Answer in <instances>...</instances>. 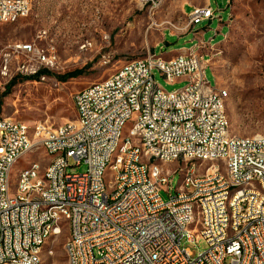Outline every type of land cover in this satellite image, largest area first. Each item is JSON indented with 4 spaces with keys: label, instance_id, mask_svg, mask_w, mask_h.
Listing matches in <instances>:
<instances>
[{
    "label": "built area",
    "instance_id": "2783aa9c",
    "mask_svg": "<svg viewBox=\"0 0 264 264\" xmlns=\"http://www.w3.org/2000/svg\"><path fill=\"white\" fill-rule=\"evenodd\" d=\"M139 2L154 10V0ZM31 9L32 0H0V24L15 15L28 17ZM189 17L194 29L215 12L195 6ZM200 46L191 49V57L177 55L171 63L149 59V52L123 63L74 95V121L31 126L0 116V264H37L33 249L43 232L39 222L59 232L55 218L66 216H74L73 237L66 242L77 243L67 264H264V167H256L251 155V144L260 143V137L231 134L228 116L221 114L228 90L208 81L209 65ZM11 49L0 50L2 78L10 76L20 54L33 74L55 64L33 43H15ZM170 67H178L177 79L166 78ZM155 69L167 81L183 79L185 84L158 95ZM123 73H131L130 82H123ZM197 77H204L202 87H193ZM147 86H154L153 97H145ZM175 93L184 95L181 107H174ZM191 101L211 103L208 116H195ZM216 115H225L227 128L216 124ZM137 119H144V129H136ZM122 122H129L127 137H120ZM174 122L183 123L182 132H174ZM30 128H39V135L29 136ZM162 134H169V142H162ZM228 139H235L236 152H229ZM161 143H168L167 162L211 165L202 173L192 165L174 186L178 170L158 163ZM37 151L32 171H24L23 196L11 195V166L23 170ZM230 155H239V163L228 165ZM42 156H50V165L33 178ZM81 164L87 166L83 171L78 170ZM232 188H241V195L234 216H226L220 202ZM161 191L169 197L163 198ZM49 205H58L59 214H51ZM226 226H233V234H226ZM201 240L208 247L196 256L184 246Z\"/></svg>",
    "mask_w": 264,
    "mask_h": 264
},
{
    "label": "rangeland",
    "instance_id": "374dc122",
    "mask_svg": "<svg viewBox=\"0 0 264 264\" xmlns=\"http://www.w3.org/2000/svg\"><path fill=\"white\" fill-rule=\"evenodd\" d=\"M184 1L162 0L156 9L150 10L139 0H32L28 17L0 24V50L12 53L13 44L30 42L54 57L55 64L33 74L26 70L25 56L18 55L11 64L10 76L0 77V116L13 117L31 126L36 122L57 126L74 121L77 118L74 95L80 89L107 78L123 63L143 58L148 52L169 58L182 49L192 48L198 42L193 32L182 38L166 32L182 36L191 29L188 18L182 14ZM227 1L213 0L217 18L209 28L207 22L196 28L204 30L203 39L211 45L223 41L229 31ZM229 4L230 31L225 41L216 46L213 70L207 67L206 75L212 86L228 90L225 112L231 134L264 137V0H230ZM43 70L46 72L36 76ZM72 72L77 74L63 79ZM153 75L167 92L185 84L180 80L167 81L158 69ZM128 126L129 123L124 134ZM38 153H32L23 167L34 162ZM39 161L45 166L49 158L42 156ZM158 163L165 169L178 170L173 177L174 186L192 165L201 173L211 165L200 160ZM86 167L81 164L78 170ZM20 168L16 165L12 171V192ZM161 196L168 198L169 194L161 191ZM67 236L64 231L45 243L42 264L66 263ZM184 246L195 256L208 247L205 240L184 242Z\"/></svg>",
    "mask_w": 264,
    "mask_h": 264
},
{
    "label": "bare ground",
    "instance_id": "6f19581e",
    "mask_svg": "<svg viewBox=\"0 0 264 264\" xmlns=\"http://www.w3.org/2000/svg\"><path fill=\"white\" fill-rule=\"evenodd\" d=\"M162 0H154V9H156ZM26 17L23 15H15L10 19L12 23L17 21L18 19ZM189 25L191 26V18L189 17ZM183 57H191V50L187 54H180ZM161 57V60H164V63H171L172 58H164L162 56L155 55V52H149V59H156ZM178 77V67H170L166 69V78L167 79H177ZM131 81V73H123V82ZM204 85V77H197V79H193V87H202ZM156 94L158 95H167L168 92L165 91L160 85H156ZM154 96V86H147L145 89V97H153ZM229 96V93H228ZM181 104H184V95L182 93H175L174 99V107H181ZM226 101H222L221 106V114H226L225 112ZM191 108H195V116L204 117L208 116L211 111V103H202V101H191ZM229 121V120H228ZM129 122H122L120 126V137H127V133L124 134V128L126 124ZM216 124L220 126V128H227V118L225 115H216ZM129 126L127 128L128 132ZM136 129H144V119H137L136 121ZM183 123L182 122H174V132H182ZM39 135V128H30L29 136H37ZM244 139H258L260 137L259 142H252L251 144V155L252 161L256 167H264V137H241ZM162 142H169V134H162ZM260 144L262 148V155L260 153ZM229 152H236V143L235 139H228ZM168 150V143H161L158 145V158L160 161H167V156H165L166 151ZM49 161L47 165H43L39 160L37 161V166L33 171V178H40L41 175L46 172V166L50 165V156H48ZM176 161V159H169V161ZM239 163V155H230L228 158V165H236ZM16 165H12L9 170V192L13 196H23V181H24V171H32L34 167V162H29L24 165L23 170L21 168L18 171V175L16 177V186L15 190L12 192L11 190V175L12 171ZM241 195V188H232L228 190L226 199H221L220 202V211L226 212V216H234V205L236 199ZM49 212L51 214H59L58 205H49ZM74 216H66L63 220L62 218H55V229H58L59 232H54V228H46V222H39V230H43L41 233L40 241L37 244V248L33 249V256L37 259V264H42V248L45 243L52 237L56 235H61L64 231L68 232V236L66 241H68L71 237H73L74 233ZM226 234H233V226H226ZM64 243V251L66 253V263L67 257L70 254V251H77V243ZM70 264H77V261H70Z\"/></svg>",
    "mask_w": 264,
    "mask_h": 264
},
{
    "label": "crops",
    "instance_id": "0c3cea01",
    "mask_svg": "<svg viewBox=\"0 0 264 264\" xmlns=\"http://www.w3.org/2000/svg\"><path fill=\"white\" fill-rule=\"evenodd\" d=\"M229 3H230V0L227 1V7H228V9L230 11L229 17H228V21H227V25H228V28H229V31H230V26H231L232 20H231V7H230V4ZM195 6H208L213 11L215 10L213 0H185L183 2L182 14H183V16H185V17L188 18V23H189V14L192 12V10H193V8ZM216 18L217 17H216V12H215V17L213 19L205 20L201 24H199V26H202V24H204V23L207 22L208 23V26L207 27L209 28V25H211V23ZM218 21H219L218 28H220V27H222V25L220 24V23H222V20H221L220 17L218 18ZM197 26L194 29L191 28L189 31H187V33H185L182 36H179L177 33H174L172 31H166V32H168L171 37L176 36L178 38H182V37L186 36L187 34H189L190 32H193L194 37L198 40V42H197V44L195 46H197L198 44H202V46H200V48L198 49V52L200 53V55L203 56L205 62H207V64L209 65V67L212 68L213 60L215 58V56H214L215 55L214 50L216 49V46L218 44H220L223 41H225V39L227 38V36L229 34V31L225 35L223 41L219 42L217 45H211L210 42H205V40L203 39L204 30L203 29H200V28L196 29ZM166 32L164 33V38L166 36ZM216 32H218V31L216 30ZM161 43L159 44V46L161 45ZM195 46H193L192 48H194ZM192 48H190V49H182V50L176 52L175 54H173L172 56H170L169 58L175 57V56L180 55V54H187L189 52V50H191ZM207 55H209V57H207ZM212 70H213V68H212ZM180 81H184V80L183 79H180Z\"/></svg>",
    "mask_w": 264,
    "mask_h": 264
},
{
    "label": "trees",
    "instance_id": "16d2710c",
    "mask_svg": "<svg viewBox=\"0 0 264 264\" xmlns=\"http://www.w3.org/2000/svg\"><path fill=\"white\" fill-rule=\"evenodd\" d=\"M43 72H46V70H43V71H41L39 74H37L36 76H40V74L41 73H43ZM77 74V72H72V73H69V74H66L65 76H63V79L64 80H66L68 77H70V76H74V75H76Z\"/></svg>",
    "mask_w": 264,
    "mask_h": 264
}]
</instances>
